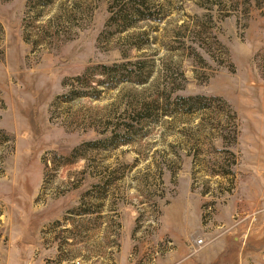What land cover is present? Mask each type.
<instances>
[{"label": "rangeland", "instance_id": "rangeland-1", "mask_svg": "<svg viewBox=\"0 0 264 264\" xmlns=\"http://www.w3.org/2000/svg\"><path fill=\"white\" fill-rule=\"evenodd\" d=\"M183 261L264 264V0H0V264Z\"/></svg>", "mask_w": 264, "mask_h": 264}, {"label": "trees", "instance_id": "trees-1", "mask_svg": "<svg viewBox=\"0 0 264 264\" xmlns=\"http://www.w3.org/2000/svg\"><path fill=\"white\" fill-rule=\"evenodd\" d=\"M35 2H36V4L37 3H41V1H44V0H34ZM62 17V16H61ZM63 17H64V19H66V21H73L74 19H76L75 17L76 16H74L72 13H70V14H63ZM59 18H60V16H59ZM63 19V18H62ZM42 36V35H41ZM44 36V35H43ZM58 36H60V33H59V31H58V29H57V32H56V34H54V37L53 38H57ZM42 38V37H41ZM35 43H36V41H35ZM179 88H181V85H176L174 88L172 87V88H169V87H164V90L162 91V93H161V95H159V98H162V95L164 96L163 98L165 99H168L169 97H170V94H171V91H173L174 89H179ZM201 97H203V96H200V95H195V96H186V97H182V96H177L176 98H177V100H179V101H183V103H185V104H187V105H190V104H192V102L194 101V100H197V99H199V98H201ZM157 99V98H156ZM156 99H154L153 101H156ZM230 116H231V118H232V120L234 121V123H233V126H234V131H233V133H234V138H235V135H236V132H237V122H236V114H235V112L232 110V109H230Z\"/></svg>", "mask_w": 264, "mask_h": 264}, {"label": "built area", "instance_id": "built-area-1", "mask_svg": "<svg viewBox=\"0 0 264 264\" xmlns=\"http://www.w3.org/2000/svg\"><path fill=\"white\" fill-rule=\"evenodd\" d=\"M196 242H197V243H201V242H202V239H201V238H198V239L196 240Z\"/></svg>", "mask_w": 264, "mask_h": 264}, {"label": "crops", "instance_id": "crops-1", "mask_svg": "<svg viewBox=\"0 0 264 264\" xmlns=\"http://www.w3.org/2000/svg\"><path fill=\"white\" fill-rule=\"evenodd\" d=\"M183 264H187V263L183 261Z\"/></svg>", "mask_w": 264, "mask_h": 264}]
</instances>
